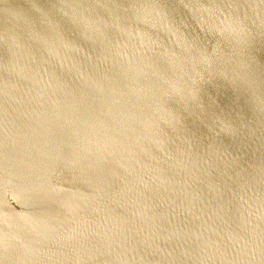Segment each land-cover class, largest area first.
I'll list each match as a JSON object with an SVG mask.
<instances>
[{"label":"water","instance_id":"1","mask_svg":"<svg viewBox=\"0 0 264 264\" xmlns=\"http://www.w3.org/2000/svg\"><path fill=\"white\" fill-rule=\"evenodd\" d=\"M0 264H264V0H0Z\"/></svg>","mask_w":264,"mask_h":264}]
</instances>
